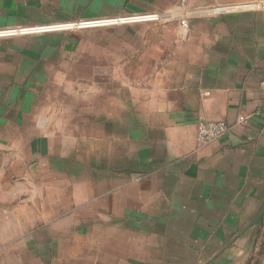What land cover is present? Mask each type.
<instances>
[{"label": "crops", "instance_id": "0c3cea01", "mask_svg": "<svg viewBox=\"0 0 264 264\" xmlns=\"http://www.w3.org/2000/svg\"><path fill=\"white\" fill-rule=\"evenodd\" d=\"M13 26L101 37L0 55V264H264V0H0Z\"/></svg>", "mask_w": 264, "mask_h": 264}, {"label": "built area", "instance_id": "2783aa9c", "mask_svg": "<svg viewBox=\"0 0 264 264\" xmlns=\"http://www.w3.org/2000/svg\"><path fill=\"white\" fill-rule=\"evenodd\" d=\"M185 1V0H184ZM240 9L239 7L235 8H227V7H219V8H206L202 10H195V11H190L188 13H173V12H159V13H149V14H143L139 16H134V17H127L121 18L124 19L123 22L121 23H128V22H134V21H143V22H156V21H161L164 19H177L181 20V24L185 27L189 26V18L195 14L202 13L206 15H217L220 14L224 11H230V10H237ZM107 23H119L118 19H107L104 21H90L86 22L84 24L80 22H71V23H65V24H82L86 26H96L99 24L105 25ZM64 24H58L54 25L56 26L55 28H62L66 27L63 26ZM38 28L39 26H33L30 28H22V27H12V28H4L0 29V34H5V36L8 35H14L19 32H26L30 31L32 28ZM8 34V35H7ZM2 37V36H0ZM262 88L264 90V81L262 83ZM230 130V126L226 121L220 120V121H215V120H200L198 123L197 127V142L199 144H207L211 142L212 140L222 137L226 135Z\"/></svg>", "mask_w": 264, "mask_h": 264}, {"label": "rangeland", "instance_id": "374dc122", "mask_svg": "<svg viewBox=\"0 0 264 264\" xmlns=\"http://www.w3.org/2000/svg\"><path fill=\"white\" fill-rule=\"evenodd\" d=\"M16 27V26H13ZM85 28H77V29H71V30H63L61 32H41V33H36V34H22V35H8V36H2L0 37V55H13L16 54V50L14 48V46H12V41L13 39H22V38H44L45 35H52L54 33H59L63 39L66 38H75L76 37V32L77 34H79L78 36L82 35L84 40L88 39H92V38H98L101 36H98V33L92 32L91 29H85ZM84 33V34H83ZM59 34H57L56 36H58ZM117 38V37H116ZM115 38V47L114 49H116V51L118 52L119 50L121 51L123 49L122 46L119 47V44H121V42L116 41ZM34 41V40H33ZM82 49H84L85 51H91L92 46L91 43L90 44H86L84 43L82 46ZM62 50H64V48H62ZM69 53H72L71 51H69ZM119 53V52H118ZM85 209V208H84ZM86 210V209H85ZM86 212L90 213L89 210H86ZM88 218H91V216H88ZM264 237V235H263ZM262 242V240H261ZM260 257H256V259L252 260L251 264H258V262L261 260V262L263 261V258L260 259ZM261 264V263H260Z\"/></svg>", "mask_w": 264, "mask_h": 264}, {"label": "water", "instance_id": "95a60500", "mask_svg": "<svg viewBox=\"0 0 264 264\" xmlns=\"http://www.w3.org/2000/svg\"><path fill=\"white\" fill-rule=\"evenodd\" d=\"M263 214H264V203H263V206L260 210L259 216H262ZM255 219H258V218H255Z\"/></svg>", "mask_w": 264, "mask_h": 264}]
</instances>
